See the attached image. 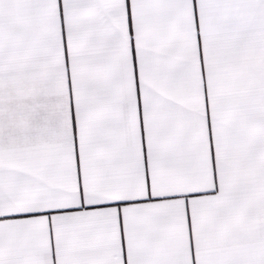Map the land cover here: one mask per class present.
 Listing matches in <instances>:
<instances>
[{
	"label": "snow or ice",
	"instance_id": "obj_1",
	"mask_svg": "<svg viewBox=\"0 0 264 264\" xmlns=\"http://www.w3.org/2000/svg\"><path fill=\"white\" fill-rule=\"evenodd\" d=\"M0 264H264V0H0Z\"/></svg>",
	"mask_w": 264,
	"mask_h": 264
}]
</instances>
